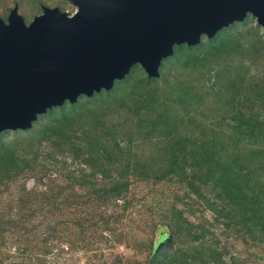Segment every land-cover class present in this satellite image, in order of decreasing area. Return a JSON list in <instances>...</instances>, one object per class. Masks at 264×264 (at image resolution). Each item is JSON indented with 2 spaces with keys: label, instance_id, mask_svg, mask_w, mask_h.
Wrapping results in <instances>:
<instances>
[{
  "label": "rangeland",
  "instance_id": "obj_1",
  "mask_svg": "<svg viewBox=\"0 0 264 264\" xmlns=\"http://www.w3.org/2000/svg\"><path fill=\"white\" fill-rule=\"evenodd\" d=\"M14 5L26 23L42 13V5L66 12L76 9L68 0H0V17L5 20ZM220 39L223 43L212 46L204 36L194 60L180 55L167 64L170 76L190 88L192 101L186 103L183 125L174 139L188 140L187 149L213 140L218 148L225 146V154L234 158L236 152L247 161L253 148L264 147V138L257 134L254 143L250 135H239L235 125L264 113V31L248 14L229 25ZM134 69V76L146 74L139 64ZM119 110L113 108L114 119L128 131H137V117H129L126 109L118 114ZM48 121L41 119L32 136L26 130L0 133V147L27 159L8 178L0 175V264H149L160 225L175 245L176 259L166 264H264L263 230L253 233L229 219L224 196L203 185L198 196L176 176L155 180L129 174L125 197H103L99 191L111 181L83 162L85 154L74 156L69 146L54 148L40 138L42 123ZM158 134L133 144L132 154L173 145V138ZM246 161L240 173L249 176L264 200V160ZM82 174L88 179H79Z\"/></svg>",
  "mask_w": 264,
  "mask_h": 264
},
{
  "label": "water",
  "instance_id": "obj_2",
  "mask_svg": "<svg viewBox=\"0 0 264 264\" xmlns=\"http://www.w3.org/2000/svg\"><path fill=\"white\" fill-rule=\"evenodd\" d=\"M28 23L14 5L0 17V133L27 130L53 107L110 90L132 66L158 78L176 45L195 46L250 14L264 31V0H68ZM149 264L175 253L162 225Z\"/></svg>",
  "mask_w": 264,
  "mask_h": 264
},
{
  "label": "trees",
  "instance_id": "obj_3",
  "mask_svg": "<svg viewBox=\"0 0 264 264\" xmlns=\"http://www.w3.org/2000/svg\"><path fill=\"white\" fill-rule=\"evenodd\" d=\"M228 27L218 31L214 37L207 38L206 43L212 46L223 43L220 37ZM224 37L231 38L228 34ZM202 45H176L173 55L162 60L158 78L143 73L134 76V65L124 79L115 81L110 90H101L91 97L79 96L75 103L65 102L50 108L46 114L39 115L37 122L26 131L34 135L39 131L41 119L47 117V121H50L42 123L40 138L54 148L69 146L74 156L85 154L83 162L103 179L111 181L109 187L99 191L103 197H125L129 187L126 177L129 174L143 179L153 177L155 180H169L176 176L180 181H185L198 196H202L199 190L201 185L211 188L221 198L224 196L229 208V219L243 223L250 232H258L257 228L264 232V200L258 197L249 176L240 173L239 166L246 161L245 157H240L241 154L236 152L233 153L234 158L230 157L224 152L225 146L218 148L213 140L211 143L201 141L194 149H187L188 140L174 139L175 133L183 125L186 103L191 104L192 101L188 99L190 88L178 77H171L166 67L180 55L185 58L189 55L188 61L194 60ZM152 81H162V85L152 86ZM120 91L123 95L119 94ZM114 107L126 109L129 117H137V131H128V127L114 119ZM56 109L58 115L53 117ZM76 126L79 131H76ZM235 131L239 135H250L251 141L256 143L254 139L257 134L264 138V113L252 114L235 125ZM153 133L173 138V145L156 152L132 154L133 144L146 143V137ZM132 135H137V138ZM233 140L238 139L234 137ZM255 160H264V147L253 148L246 162ZM24 163L27 164V159H20L11 149L0 147L2 177L8 178L9 173ZM113 170H117L116 175L111 174ZM79 179L88 178L82 174ZM173 222L169 219L168 224L172 226ZM160 239L153 244L152 254ZM174 259L175 253L163 264Z\"/></svg>",
  "mask_w": 264,
  "mask_h": 264
},
{
  "label": "built area",
  "instance_id": "obj_4",
  "mask_svg": "<svg viewBox=\"0 0 264 264\" xmlns=\"http://www.w3.org/2000/svg\"><path fill=\"white\" fill-rule=\"evenodd\" d=\"M74 11H72V12H68L69 14H72Z\"/></svg>",
  "mask_w": 264,
  "mask_h": 264
}]
</instances>
